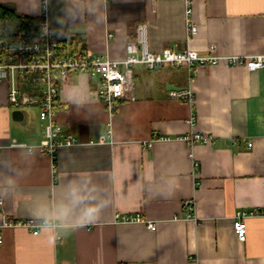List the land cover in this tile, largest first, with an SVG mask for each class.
I'll return each instance as SVG.
<instances>
[{
    "label": "crops",
    "instance_id": "obj_1",
    "mask_svg": "<svg viewBox=\"0 0 264 264\" xmlns=\"http://www.w3.org/2000/svg\"><path fill=\"white\" fill-rule=\"evenodd\" d=\"M0 5L20 16H45L75 48L111 61L126 59L139 25L151 52L205 55L214 45L222 58L264 56V0H193L198 32L190 40L180 0ZM97 82L71 73L62 87L60 138L72 134L77 144L58 148L55 160L11 146L14 139L38 146L44 135L37 108L23 110L21 122L12 119L9 88L0 84V264H264V67L221 61L191 72L136 65L135 100L121 102L114 117L92 99ZM188 89L193 105L170 96ZM191 133L213 140L177 139ZM186 200L194 201V220L185 217ZM91 208L98 211L89 218ZM239 211H257L244 220L245 241L232 227ZM29 218L51 225L38 235L1 228L4 220Z\"/></svg>",
    "mask_w": 264,
    "mask_h": 264
},
{
    "label": "built area",
    "instance_id": "obj_2",
    "mask_svg": "<svg viewBox=\"0 0 264 264\" xmlns=\"http://www.w3.org/2000/svg\"><path fill=\"white\" fill-rule=\"evenodd\" d=\"M47 0H43L46 4ZM160 1V0H157ZM184 5V21L186 39H192L198 32V26L193 21V0H180ZM37 28L19 29L7 39L0 33V84L8 86V103L13 110L37 108L40 128L44 135L38 146H29L19 143L15 139L12 147L26 149L29 152L40 151L55 160L56 152L61 146H73L77 139L68 134L63 139V128L57 121L58 112L62 106L61 89L68 82L71 73H83L98 80L93 90L92 99L104 105L110 117H114L119 104L124 101L135 100L134 67L142 65L149 71L162 69L186 68L193 71L196 65L209 66L225 61L227 65L246 66L250 70L264 67V56L245 59L243 57H223L214 54L215 46L210 45L205 55L186 49L173 51L165 48L160 52H151L146 46L145 26L139 25L137 38L127 44L126 59L111 61L89 50H78L71 37L62 42L49 26L46 17L42 16ZM170 96L174 100L194 104L191 90H173ZM194 123V114L189 117ZM168 140L167 137H159ZM188 145L209 144L212 137L202 133H191L177 138ZM90 143H93L91 140ZM249 148L252 143L247 144ZM151 147V144H148ZM0 201V205H2ZM183 211L187 219H195L194 201L186 200ZM257 211H239L233 218V229L240 241H245L246 217L256 214ZM115 221L140 222L141 218L115 215ZM51 225L46 221L29 218L21 221L4 220L1 228H24L33 235ZM148 229L154 230L155 223L148 222ZM0 243L2 239L0 236Z\"/></svg>",
    "mask_w": 264,
    "mask_h": 264
},
{
    "label": "trees",
    "instance_id": "obj_3",
    "mask_svg": "<svg viewBox=\"0 0 264 264\" xmlns=\"http://www.w3.org/2000/svg\"><path fill=\"white\" fill-rule=\"evenodd\" d=\"M14 7L10 5H0V33L4 38H11L16 31L24 28H37L41 19L20 16L16 14ZM59 41H64L66 36L55 33ZM79 43L76 42V45Z\"/></svg>",
    "mask_w": 264,
    "mask_h": 264
},
{
    "label": "water",
    "instance_id": "obj_4",
    "mask_svg": "<svg viewBox=\"0 0 264 264\" xmlns=\"http://www.w3.org/2000/svg\"><path fill=\"white\" fill-rule=\"evenodd\" d=\"M12 119L15 120V121H19L21 122L24 118V112L23 110H13L12 113Z\"/></svg>",
    "mask_w": 264,
    "mask_h": 264
},
{
    "label": "clouds",
    "instance_id": "obj_5",
    "mask_svg": "<svg viewBox=\"0 0 264 264\" xmlns=\"http://www.w3.org/2000/svg\"><path fill=\"white\" fill-rule=\"evenodd\" d=\"M73 191L75 192L76 191V188L74 187L73 188ZM98 211V208H91L88 210V217L91 218L96 212Z\"/></svg>",
    "mask_w": 264,
    "mask_h": 264
}]
</instances>
